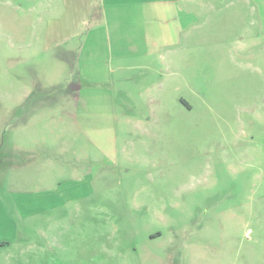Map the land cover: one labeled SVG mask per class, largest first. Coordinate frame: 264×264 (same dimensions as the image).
<instances>
[{"label": "rangeland", "instance_id": "rangeland-1", "mask_svg": "<svg viewBox=\"0 0 264 264\" xmlns=\"http://www.w3.org/2000/svg\"><path fill=\"white\" fill-rule=\"evenodd\" d=\"M47 1L0 0V264H264L251 0L137 4L166 42L118 63L48 42Z\"/></svg>", "mask_w": 264, "mask_h": 264}, {"label": "crops", "instance_id": "crops-1", "mask_svg": "<svg viewBox=\"0 0 264 264\" xmlns=\"http://www.w3.org/2000/svg\"><path fill=\"white\" fill-rule=\"evenodd\" d=\"M159 0H48L47 2L40 3L39 6L43 8L44 12L53 13L54 17L48 20L46 29H48V42L50 43H63L68 40H72L76 37L77 31L84 30L85 44L90 43L91 45H99L104 47L103 58L100 62H112L118 63L123 61H140L141 57H149L152 52L149 50L144 51L142 44L138 45V40L141 39L143 45H149L155 47L157 42L163 44V42L157 40L155 36L151 35L148 30H137L138 24H130L126 22L133 21L132 17L137 15L138 18H142L140 15L143 10H147L144 7L137 6V4H152ZM252 5L250 9L258 14L260 23V35L264 37V0H251ZM165 5V4H164ZM141 7V8H140ZM247 7V6H246ZM229 8V7H228ZM227 8V9H228ZM156 13V9H153ZM167 10V7L164 8ZM222 11V9H217ZM165 14V13H164ZM124 15L126 17H124ZM125 18V19H124ZM126 22V23H125ZM125 23V24H124ZM125 29L137 30L141 33L139 38L128 36L130 39V46H127L126 36L122 33ZM101 33V34H99ZM89 40V41H88ZM95 40V41H93ZM137 40V41H136ZM87 50L85 54V61H87L92 71V65L94 55ZM107 72H110L109 66ZM94 75V74H93ZM106 74H104L101 84H104ZM105 78V79H104ZM91 79H98L95 77L86 78V81H93ZM96 81V80H95ZM90 83V85H93ZM99 84V83H98Z\"/></svg>", "mask_w": 264, "mask_h": 264}]
</instances>
